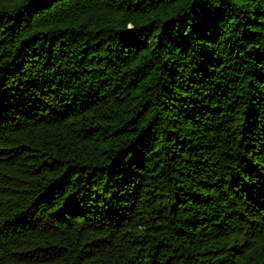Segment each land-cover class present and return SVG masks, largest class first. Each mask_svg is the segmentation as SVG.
<instances>
[{"label": "trees", "instance_id": "16d2710c", "mask_svg": "<svg viewBox=\"0 0 264 264\" xmlns=\"http://www.w3.org/2000/svg\"><path fill=\"white\" fill-rule=\"evenodd\" d=\"M0 264H264V0H0Z\"/></svg>", "mask_w": 264, "mask_h": 264}]
</instances>
